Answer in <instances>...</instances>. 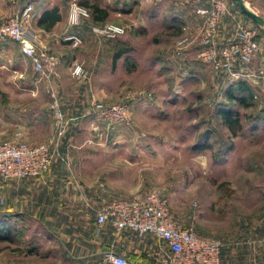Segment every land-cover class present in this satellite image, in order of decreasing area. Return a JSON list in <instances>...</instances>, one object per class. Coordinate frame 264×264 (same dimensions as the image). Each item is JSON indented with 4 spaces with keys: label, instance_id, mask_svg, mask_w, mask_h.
<instances>
[{
    "label": "rangeland",
    "instance_id": "rangeland-1",
    "mask_svg": "<svg viewBox=\"0 0 264 264\" xmlns=\"http://www.w3.org/2000/svg\"><path fill=\"white\" fill-rule=\"evenodd\" d=\"M41 1L0 0V22L31 7L28 26L36 31L34 5ZM80 1L113 5L109 7L113 18L104 23L122 26L125 33L115 39L95 35L91 15L78 25L67 21L61 30L67 34L52 49L37 47L59 58L58 76L51 79L35 72L11 39L0 38V142L34 145L51 138L56 130L55 99L66 125L54 161L64 163L80 189L85 175L94 181L93 175L101 173L104 186L158 191L167 197L176 221L221 242L238 237L245 222L264 221V87L256 88L255 74L250 75L253 82L241 73L232 77L205 63L207 67L180 64L184 59L179 58L180 51L196 57L204 20L196 10L209 6L210 0H69L68 16L71 4ZM251 25L257 34L264 33ZM70 35L78 36L81 43L73 46L64 40ZM184 37L192 41L190 46L179 44ZM109 40L131 47L127 66L122 58L112 69ZM166 61L175 67H162ZM77 65L84 69L81 77L72 73ZM242 79L250 81L254 98L248 107L232 106L239 119L229 130L216 110L228 105L224 93L229 85ZM95 103L126 104L128 122L102 120L94 113ZM228 146L231 150L222 154ZM6 182L12 181L0 179V195ZM88 204L82 215L64 213L53 221L48 216L49 224L31 220L28 226L35 230L34 239L32 232H26L12 243L0 241V264H78L53 262L61 253L50 243L57 244L60 238L45 232L73 224L88 225L87 245L103 236L95 253L99 259L81 264H105L111 251L128 260L133 246L118 243L115 249L114 231L96 225L100 204ZM122 238L139 239L131 232L118 239Z\"/></svg>",
    "mask_w": 264,
    "mask_h": 264
},
{
    "label": "built area",
    "instance_id": "built-area-1",
    "mask_svg": "<svg viewBox=\"0 0 264 264\" xmlns=\"http://www.w3.org/2000/svg\"><path fill=\"white\" fill-rule=\"evenodd\" d=\"M31 7L20 13L12 14L0 22V38H9L19 46L22 55L28 59L33 70L43 78L58 76L60 63L56 55L42 52L36 45V33L28 26ZM228 13L223 0H210L209 6L199 7L196 14L203 17L200 30V59L216 71L228 72L232 77L239 74L232 71L238 61H249L260 50L257 30L241 23L235 24L236 33L232 39L222 43L216 41L221 19ZM90 12L84 6L72 3L68 21L78 25L83 18H89ZM91 31L108 39H115L125 33V28L114 23H93ZM64 40L73 46L81 43L76 35ZM184 37L180 45L187 44ZM264 71V61L262 62ZM76 77L84 75L82 66L72 71ZM52 108L56 121V130L51 138L39 144L24 142H0V179L2 181H21L38 178L51 167L58 154L65 133L66 120L54 99ZM95 114L108 123L128 122L129 107L126 104H94ZM95 222L99 228L108 226L115 237L125 233H134L142 238L150 236L156 243L152 256L156 264H221L222 242L220 239L197 235L192 228L176 221L170 211L167 197L158 191H144L129 197L102 201L95 210ZM105 264H128L127 259L111 251Z\"/></svg>",
    "mask_w": 264,
    "mask_h": 264
},
{
    "label": "crops",
    "instance_id": "crops-1",
    "mask_svg": "<svg viewBox=\"0 0 264 264\" xmlns=\"http://www.w3.org/2000/svg\"><path fill=\"white\" fill-rule=\"evenodd\" d=\"M69 0H44L34 5L35 29H36V45L44 46L47 50L52 49L55 41L63 39L67 34L63 30L68 21V10L66 6ZM247 5L258 15L264 18V0H245ZM227 4V2H226ZM81 6H84L80 4ZM54 7L59 9L61 20L57 22L49 31H45L37 26V21L41 14ZM85 7V6H84ZM106 7L110 12V19L112 20L113 5L102 6ZM110 7V9H109ZM236 5L227 4L228 13L221 19L218 27V36L216 41L220 44L225 40L232 39L235 36V24L241 23L245 26H252L250 19L240 13ZM247 18V19H243ZM249 20V21H248ZM198 45L195 47L196 57L184 53L179 55L184 57L180 64L184 67H207L202 61L199 62L201 50L200 39ZM258 43L260 50L251 60V62L238 61L233 65L232 71L245 75L247 80L255 81L250 75H256V88L263 89L264 87V71L262 70V62L264 61V33H259ZM192 41L188 37L186 46H190ZM19 47V46H18ZM177 50H182L179 47ZM197 58L198 61H195ZM164 62L162 67H175L169 62ZM211 67V66H210ZM224 73H228L222 71ZM261 77V78H260ZM260 79V80H259ZM263 80V81H261ZM249 81V82H250ZM248 82V81H247ZM248 82V83H249ZM252 83V82H251ZM252 86V85H251ZM89 111V110H88ZM86 112L88 114L89 112ZM80 110L77 112L79 113ZM82 110L80 114H82ZM79 114V115H80ZM65 165L60 161H53L49 170L38 178H30L21 181L6 182L2 185L1 197L2 203L0 204V219H6L9 216L20 217V222L23 224L24 234L31 233V237L35 235V230L28 226V223L33 219H38L40 222L47 223L46 217L50 216L53 221L54 217L60 214L77 213L82 215L88 211V203L99 205L103 200H111L115 198L129 197L137 191V188H119L117 185L104 186L102 175H93L94 181H90L92 176L85 175L84 186L80 189L66 172ZM90 178V179H89ZM100 178V180H99ZM75 180V179H74ZM42 217V218H41ZM53 217V218H52ZM27 223V225H25ZM88 225L82 226L81 224L66 225L64 228L60 227L57 231L56 228L52 231L45 229L46 234L55 236L58 243L54 244L61 255L59 260H52L53 262H69V263H94L99 257L95 255L98 248H101L103 243V236L95 238L86 244L88 232ZM241 231L238 237L229 241L222 242L221 249V264H264V221L255 225H249L246 222L240 225ZM93 231V229H92ZM91 229L89 232H92ZM78 233V234H76ZM92 234V233H91ZM93 235V234H92ZM26 236V235H25ZM39 236V235H37ZM40 237V236H39ZM93 237V236H92ZM34 239V238H33ZM112 242L116 243L115 249L118 248V243H129L133 246V251L128 255V264H156L152 254L156 249L157 243L150 237L145 236L136 241H129L127 239H118L112 237ZM120 241V242H118ZM93 243V244H91ZM32 246L29 247L31 250ZM23 251L22 254H25ZM28 256V255H27ZM23 263V262H22Z\"/></svg>",
    "mask_w": 264,
    "mask_h": 264
},
{
    "label": "trees",
    "instance_id": "trees-1",
    "mask_svg": "<svg viewBox=\"0 0 264 264\" xmlns=\"http://www.w3.org/2000/svg\"><path fill=\"white\" fill-rule=\"evenodd\" d=\"M80 4L84 5L89 10L93 23L102 24L110 19L109 10L106 7H102L99 3L80 1ZM60 20L61 14L59 13V9L54 7L50 10L44 11L41 14L37 21V26L45 31H49ZM258 37L259 34H257V40ZM109 45L112 69L115 68L117 62L122 58L124 60V64L127 66V56L131 51V47L128 45V43L119 40H109ZM224 97L228 105H222L218 107L216 110V115L220 118L221 123L230 130L239 119V114L233 111L232 106L237 104L243 108L248 107L249 102L254 98L253 89L246 80H237L229 85L224 93ZM230 150L231 146H228L222 154H227ZM19 218L20 217L9 216L6 219H0L1 242L12 243L19 238L21 239V236L24 235L23 224L20 222Z\"/></svg>",
    "mask_w": 264,
    "mask_h": 264
},
{
    "label": "water",
    "instance_id": "water-1",
    "mask_svg": "<svg viewBox=\"0 0 264 264\" xmlns=\"http://www.w3.org/2000/svg\"><path fill=\"white\" fill-rule=\"evenodd\" d=\"M240 13L250 19L252 23L264 29V18L254 12L244 0H232Z\"/></svg>",
    "mask_w": 264,
    "mask_h": 264
}]
</instances>
